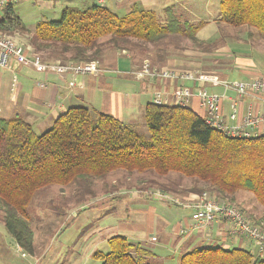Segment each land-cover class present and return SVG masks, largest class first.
<instances>
[{
    "label": "trees",
    "instance_id": "obj_1",
    "mask_svg": "<svg viewBox=\"0 0 264 264\" xmlns=\"http://www.w3.org/2000/svg\"><path fill=\"white\" fill-rule=\"evenodd\" d=\"M220 6L222 21L247 25L264 36V0H221ZM168 10L161 21L137 3L123 16L95 2L84 9L67 5L58 19L42 18L32 32L10 7L0 19V32L31 33L33 52H56L71 63L99 60L108 47L126 49L131 42L159 43L169 37L202 46L198 32L205 22L182 21ZM106 37L108 45L102 41ZM145 121L149 139L111 114L72 106L37 134L24 119L0 113V209L15 242L34 252L29 206L38 190L78 179L94 182L120 169L163 176L176 172L202 183L200 191L214 190L231 202L239 191H248L264 206V134L230 136L182 104L149 102ZM259 221L264 224V215ZM108 244V252L92 254L101 264H150L125 235L109 237ZM180 264H264V257L242 247L202 246L184 253Z\"/></svg>",
    "mask_w": 264,
    "mask_h": 264
},
{
    "label": "crops",
    "instance_id": "obj_2",
    "mask_svg": "<svg viewBox=\"0 0 264 264\" xmlns=\"http://www.w3.org/2000/svg\"><path fill=\"white\" fill-rule=\"evenodd\" d=\"M98 1L100 4L106 2V0H94L93 2L85 0L84 2L89 5L94 2L98 3ZM126 1L130 8L137 3L155 12L158 6L166 9L167 17L163 21H166L169 15L168 3H176L179 6V10L174 14L182 21H189L185 15L187 13L193 15L194 12L193 9L185 7L188 5L187 1L193 3L194 0H136V2L109 0L112 5L109 7L113 10L114 7ZM202 21L205 24L201 29L210 20L201 19L197 23ZM213 35L208 37L212 38ZM223 35L232 34L226 32ZM220 39L214 36L211 40L221 44L216 48L208 49V52L196 49L193 51L195 54L192 58L189 50L186 51L187 49L178 54L163 51L165 58L167 57L166 60L163 57L160 59L161 51L154 52L155 58L151 61V70L160 71V69L167 68L179 71L191 70L205 75H215L222 81L221 83L173 77H163L164 79L160 80L158 79L160 76L155 78L150 76L152 81L147 86L144 81L146 75L141 74L144 63L148 59L146 52L141 47L136 48V54L130 49L108 47L97 60L98 71L96 73L75 72L71 69L63 74L44 72L35 69L30 64L18 63L12 68L0 69V113L5 118L20 117L31 123L35 131L42 133L49 129L68 108L77 105L111 114L125 123H136L142 110L145 112L147 104L158 97L163 103L178 104L174 93L176 94V91L180 89L178 87L180 85L190 91L185 105L198 114L202 116L206 114V109L201 105L198 96L199 90L203 88L211 93L224 95L222 107L224 113L228 114L232 110V100L236 98V91L233 88H226L223 82L263 77L264 46L262 44V46L260 44L255 46L252 38L246 40L237 37L234 42ZM201 40L204 43L207 41L206 39ZM38 54L46 62L61 59L56 52L42 51ZM128 72L133 73L137 79H134ZM41 83H44V86H41ZM250 105L257 113H264V95L249 93L240 99L242 113ZM147 174L137 176L134 185L130 183L117 185L115 179L118 176L113 177L111 183L104 181L106 185L111 186L110 193L113 195H126L132 191L133 198L143 200L142 202L149 203V206L137 209L145 215L142 219L133 220L132 223L120 222L107 227H98L97 234L93 237L94 244L108 242V238L113 235H125L129 240L135 241L132 243L136 244V248L140 247L144 250L140 256L150 264H180V257L184 253L198 245L207 246L214 243L217 244L216 246L225 248H246L256 256L264 257V249L260 251L256 244L243 236L229 234L223 221H218L205 228H194L190 209L175 206L165 200L164 195L193 199L200 192L199 188L202 183L186 182L178 175H166L161 177V180ZM158 191H161L163 197L158 196ZM148 193L154 194L158 199H148L146 195ZM245 213L253 220V217L258 218L264 215L258 216L249 211ZM111 233L114 234L111 235ZM96 250L98 249L92 251Z\"/></svg>",
    "mask_w": 264,
    "mask_h": 264
},
{
    "label": "rangeland",
    "instance_id": "obj_3",
    "mask_svg": "<svg viewBox=\"0 0 264 264\" xmlns=\"http://www.w3.org/2000/svg\"><path fill=\"white\" fill-rule=\"evenodd\" d=\"M84 1L85 0H21L14 3L12 8L24 22L27 29L33 32L36 23L40 19H58L61 15L62 9L67 5L84 9L87 6ZM86 1L93 2L94 0ZM133 1L136 2V0H131V2ZM220 1L221 0H194L193 3L192 1H187L188 5H186L185 7L193 9L194 11L193 15H190L188 13L185 15L187 20L195 23H197V21H200L201 19L206 21L210 20L207 21L206 26L198 33L200 39L207 40L202 46H194L189 39L179 36L169 37L159 43H147L138 45L134 42H131L128 44L131 46H128L126 49H130L134 54H136V48L139 47H141V49L146 52V57L148 59H146V62L144 63L145 66L141 74L146 75V79H144V81L146 82L147 86H149V82L152 80L150 78L151 75L146 72V69L148 68L149 72H154L151 70V61H154L155 58V55L153 54L154 52L161 51L160 59L161 57H163L164 60H166L167 57L165 58L164 55L165 51H167L169 54H178L181 51L183 52L184 49H187L186 51L189 50V55L192 58L195 54L193 51L196 49L208 52V49L216 48L217 46H219L221 44L220 42L211 40L214 36L221 38L220 40L225 39L227 40V42H234L237 37H242L246 40L252 38V42L255 43V46L259 44H262L264 46V36L260 33L259 30L251 28L247 25L233 26L221 20ZM98 3L100 2L98 1ZM168 4V7L172 8L174 12L179 10V6L176 3ZM104 5L108 7L112 6L109 0H106ZM130 9V5L127 3V1L123 2L118 7L113 8V10L119 16L125 15L130 11ZM156 11L158 18L161 21H163L164 18L167 17L166 9H162L158 6ZM3 16L4 12H0V19H2ZM218 22L221 24L217 25L216 23ZM216 30H218L217 33H213ZM226 32H230L232 35L224 36L223 34ZM8 35L12 36L20 43L28 45L31 51L34 49L31 44V33L16 31ZM211 35H213L212 38L208 37ZM106 39L107 37L103 38L102 41L104 44L108 45ZM160 48L161 50H159ZM38 53L40 52H36L37 55H39ZM58 61H61L63 63H71L65 62L61 59ZM93 61L97 63V60ZM0 69L3 68L0 67ZM164 70L187 72L189 74H192L193 76L189 79L206 80L202 77L214 76L218 80V82L215 83L222 82L215 75H205L196 71H179L170 68ZM164 70L160 69V72ZM44 72L56 71L46 70ZM128 73L132 74V77L134 79H137L133 73ZM163 77L166 76H160L158 79L162 80L164 79ZM178 87L184 91H187V93L190 95V91L188 89H185L180 85ZM174 95L176 96V99H178V95H176L175 93ZM90 110L95 112V109ZM92 114L93 117L96 118L97 115L95 113ZM144 114L145 112L144 110H142V113L136 120V123L134 122L127 124L131 125L139 134L143 135L145 139H149L150 133L145 121ZM35 132L37 134L42 133L39 131ZM144 173H148L147 175L154 178L156 177V179L159 178L161 180V177L166 176L158 175L150 171ZM141 175H143V173L135 172L130 174L127 171L120 169L111 172L104 179L95 180L94 182L78 179L68 185L54 184L38 190L29 206V212L32 215V229L34 231V252H30L22 248L15 242L13 237L10 236L3 221V212L0 209V264H101L100 260H97L92 256V250L98 249L103 252H108L110 250V246L108 242L104 241L101 243H97V245L93 243V237L97 234L96 231L98 230V227H107L110 224L120 222L132 223L133 220L142 219L143 217H145V215L138 212L137 209L146 208L147 206H149V203H144L142 202L143 200L133 198V195L131 194L132 191H129L126 195H113L112 193H110L111 186L109 184L106 185L104 181L106 180L108 183H111L113 177L118 176L115 179V183L117 185L123 183H130L134 185L136 183V177ZM168 175H178L180 176V178L182 177L186 182L195 181V178L182 176L176 172H171ZM204 192L215 195L217 199L219 198V201L226 200L222 198L216 191L210 189H204L200 191L198 195L193 199H185L175 195L164 196L165 200L172 203L173 205L191 210L190 207L181 205L179 202H177V200L182 203H193L194 200ZM157 193L158 196L163 197V195H161V191H158ZM146 195H148V199H158L154 194L148 193ZM236 195V200L234 202L228 200L226 201L239 207L246 216L247 214L245 213V211L254 212L258 216L264 214V206L256 200L253 193L248 191H239ZM253 218L255 222L252 218H249L250 221H252L256 225L264 227V224H262L260 221L259 223L257 222L258 218L260 217ZM220 221L223 220L221 219ZM223 222L225 223V221ZM225 225L227 227V223ZM112 234L114 233H111V235ZM130 241L135 242L133 241V239H130ZM215 244L216 243L207 246H216L217 244ZM198 247H202V245H198L194 248Z\"/></svg>",
    "mask_w": 264,
    "mask_h": 264
},
{
    "label": "built area",
    "instance_id": "obj_4",
    "mask_svg": "<svg viewBox=\"0 0 264 264\" xmlns=\"http://www.w3.org/2000/svg\"><path fill=\"white\" fill-rule=\"evenodd\" d=\"M18 0H0V12L13 6ZM1 18V17H0ZM30 64L40 71H56L64 73L68 69L78 72L98 71L95 61L82 62L79 64L63 63L61 61L44 62L37 54H32L28 45H24L8 34L0 32V67L12 68L15 64ZM152 77L166 76L189 79L192 74L187 72H177L164 70L149 72ZM203 79L218 82L214 76H204ZM226 88H233L236 91V98L232 100L231 112L224 113L222 99L224 95L210 93L205 89H200L198 96L201 105L206 109L204 119L206 122L222 130L230 136L251 137L264 134V113H257L253 106H249L245 112H241L240 99L249 93H260L264 95V76L250 80L224 81ZM44 86V83H41ZM178 104L185 105L189 94L187 91L178 89ZM156 103H163L160 98H156ZM219 199V198H218ZM211 193L204 192L199 195L193 203H182L181 205L190 207L192 210V220L194 228H205L213 225L221 219L227 223V231L231 235H241L256 244L260 251L264 249V227L254 224L242 212V210L232 203L223 200L219 201ZM175 200V199H174Z\"/></svg>",
    "mask_w": 264,
    "mask_h": 264
}]
</instances>
